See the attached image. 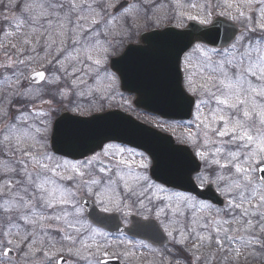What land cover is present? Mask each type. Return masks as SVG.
Returning a JSON list of instances; mask_svg holds the SVG:
<instances>
[{
	"label": "snow or ice",
	"instance_id": "obj_1",
	"mask_svg": "<svg viewBox=\"0 0 264 264\" xmlns=\"http://www.w3.org/2000/svg\"><path fill=\"white\" fill-rule=\"evenodd\" d=\"M0 6L20 13L4 16L7 28L0 25V264H109L151 248L95 226L107 216L89 222L85 197L100 213L139 215L147 223L138 229L153 238L162 228L177 246L176 264H238L264 251V0H0ZM219 18L228 23L217 46ZM141 20L188 29L179 33L185 42L172 102L189 118L157 122L200 161L184 191L149 174L159 167L154 156L114 138L99 151L81 152L82 159L64 150L81 142V125L105 119L99 115L105 105L124 99L110 57ZM41 61L45 70L33 71ZM212 185L223 207L198 198V189ZM113 247L122 250L110 253Z\"/></svg>",
	"mask_w": 264,
	"mask_h": 264
},
{
	"label": "water",
	"instance_id": "obj_2",
	"mask_svg": "<svg viewBox=\"0 0 264 264\" xmlns=\"http://www.w3.org/2000/svg\"><path fill=\"white\" fill-rule=\"evenodd\" d=\"M228 23L223 18H219L216 27L219 29L216 45L224 42V25ZM188 31L187 28L179 30L166 27L164 30H155L141 34L140 40L144 45L129 46L124 53L115 58L110 67L115 70L121 79L122 89L138 93L136 106L160 114L165 118H188L184 114V109L172 102V95L178 79L176 68L177 53L183 47L185 37L179 35ZM115 64L112 67V64ZM119 69V71H117ZM39 83V82H38ZM67 115V113H65ZM105 119L92 120L91 123L81 125L83 138L74 147H65V151L71 152L69 157L83 158L81 152L90 154L89 149H99L97 145L101 142L107 143L109 138H114L116 142L130 144L140 148L156 161L159 167L150 171L154 173L153 178L159 177L158 182L167 181L168 186L186 190L190 187L188 176L192 175V168L198 164L186 148L176 146L173 140L166 135L145 127L119 111L102 114ZM89 119H91L89 117ZM198 196L202 199H209L211 202L221 205L220 198L212 190L207 188L198 191ZM87 214L94 220L98 216H106L98 213L91 206H87ZM111 230L120 231L116 226L107 227ZM130 234L137 237L146 238L152 243L163 244L164 237L159 231V236L153 238L150 233L133 228Z\"/></svg>",
	"mask_w": 264,
	"mask_h": 264
},
{
	"label": "rangeland",
	"instance_id": "obj_3",
	"mask_svg": "<svg viewBox=\"0 0 264 264\" xmlns=\"http://www.w3.org/2000/svg\"><path fill=\"white\" fill-rule=\"evenodd\" d=\"M129 2L130 3H136L137 0H129ZM5 3H7V0H5ZM156 3L157 4H159V3H167V0H156ZM19 14L20 13L16 9H12L11 11H9L6 8H4L3 6H0V25H3L5 28H7V23L4 21V16L12 17V16H18ZM161 14H163V13H161ZM169 23L174 26V24L171 21H165V22H163V23H161V24H159L157 26V25L145 24L143 22V20H141L140 24H139V27H138V29L136 31V34L138 32H140V31H144L145 29H150V28L155 27V26H157L158 28H162L166 24H169ZM2 39H4L3 38V34L0 33V40H2ZM126 41L127 40H125L124 42H126ZM13 42H15V41H13ZM119 49H121V46L116 49L114 54H116V52H118ZM44 64H45V62H43V61L35 63L32 66V70L35 71V70H39L40 68L45 70ZM3 87H4L3 85H0V89H2ZM117 91L120 93V91L118 89V86H117ZM118 96L116 97V101L114 103H112L111 105H109V106H113V104H116V103H121ZM126 101H127L126 99H123V102L125 103L123 105H125V106H122V109L130 112L132 115H134L133 117H135L137 120H141V121L145 122L148 125L150 124V125H153V126H156V127H159L158 123H157L158 121L163 123V124H167V122H165V121H163L161 119H157L155 117H149V116L146 117V116L141 115L140 110L134 109V107L131 106V103L130 104L128 102L126 103ZM36 104H37L38 107L40 106V102L39 101H36ZM43 107L46 108L47 106L44 105ZM57 115H59V113ZM3 158L6 159V157H3ZM200 215H205V214L204 213H200ZM190 244H191V242H190ZM213 247H215V246H213ZM165 249H167V248L166 247L165 248H161V250H164V251H165ZM153 251H155L153 248L137 250L135 258H139V259H142V260H144V259L150 260L149 256L150 255L152 256L154 254ZM204 251H210V250L209 249H204ZM261 252H263V251H261ZM261 252L257 251L253 255L246 254L245 257H241L240 258L238 264L245 263V262L249 263L248 261H250V264H264V256L261 255ZM161 253L165 256V252L161 251L160 254ZM16 257L14 259H16ZM154 258H156L157 261H163L165 259V257H163L162 255H158V254H155ZM218 259H219V255L217 256V260Z\"/></svg>",
	"mask_w": 264,
	"mask_h": 264
},
{
	"label": "flooded vegetation",
	"instance_id": "obj_4",
	"mask_svg": "<svg viewBox=\"0 0 264 264\" xmlns=\"http://www.w3.org/2000/svg\"><path fill=\"white\" fill-rule=\"evenodd\" d=\"M129 98L131 99V101H133L134 99V96H129ZM191 150L192 151H194V149H192L191 148ZM98 207V206H97ZM83 211H84V208H83ZM116 215H117V217H118V221H119V223L120 224H122L123 226H129L130 224H131V217H132V215H134V216H136V217H140L139 215H137V214H135L134 212H133V214L132 215H129L128 217H127V219L125 220V218L120 214V213H118V212H116ZM84 216L86 217V215H85V212H84ZM87 218V217H86ZM140 219H142L141 217H140ZM87 220L89 221V222H92L89 218H87ZM93 223V222H92ZM96 227H98L97 225H95ZM101 228V227H100ZM104 229V228H103ZM105 231H107L106 229H104ZM113 234V233H112ZM113 235H116V234H113ZM126 235V234H125ZM126 237H127V239H129V240H133V241H139V239H137V238H131V237H129V236H127L126 235ZM146 242V241H145ZM147 243V242H146ZM150 245V244H149ZM151 248H153L154 250H155V248L154 247H152L151 246ZM151 253V252H150ZM151 257V255L149 256V258ZM121 260V263L120 264H158V262L157 261H155V262H152L151 261V258H150V260H146V259H144V260H142V259H139V258H134L133 260H131V261H127V260H125V259H123V258H121L120 259ZM69 264H72V261L70 260L69 261Z\"/></svg>",
	"mask_w": 264,
	"mask_h": 264
}]
</instances>
